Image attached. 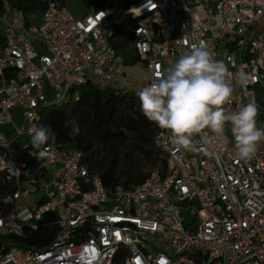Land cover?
<instances>
[{
	"label": "built area",
	"instance_id": "built-area-1",
	"mask_svg": "<svg viewBox=\"0 0 264 264\" xmlns=\"http://www.w3.org/2000/svg\"><path fill=\"white\" fill-rule=\"evenodd\" d=\"M42 1L27 22L0 0V239L18 242H0V264H115L119 255L122 264H264V141L242 160L226 128L227 141L208 156L177 151L159 128L164 166L133 186H106L83 151L47 144L40 158L29 135L56 102L50 90L61 102L88 83L137 95L201 44L231 73L248 74L225 107L237 110L250 93L264 128V0H84L92 7L80 14ZM121 34L147 71L138 89L120 81L127 63L113 42ZM47 213L57 218L52 240L23 246Z\"/></svg>",
	"mask_w": 264,
	"mask_h": 264
},
{
	"label": "clouds",
	"instance_id": "clouds-1",
	"mask_svg": "<svg viewBox=\"0 0 264 264\" xmlns=\"http://www.w3.org/2000/svg\"><path fill=\"white\" fill-rule=\"evenodd\" d=\"M157 79L137 92L143 115L159 128L170 133L177 150L218 155L221 144L227 141L226 128H230L237 155L249 160L264 141V128L257 125L260 106L249 93L250 99L235 111L226 109L233 94V80L247 88L248 74L240 70L235 74L227 65L215 58L206 45L191 48L161 72ZM69 136L80 131L76 120L65 122ZM31 145L43 158L44 146L55 143L57 133L48 126L29 129Z\"/></svg>",
	"mask_w": 264,
	"mask_h": 264
},
{
	"label": "trees",
	"instance_id": "trees-1",
	"mask_svg": "<svg viewBox=\"0 0 264 264\" xmlns=\"http://www.w3.org/2000/svg\"><path fill=\"white\" fill-rule=\"evenodd\" d=\"M10 2L13 7L24 12L27 22L31 21V14L41 12L46 7L42 0ZM124 21L122 33L127 34L131 19L126 18ZM127 41L129 39L121 34V38L113 44L125 56L127 65H134L137 57L125 48ZM2 42L0 38V45ZM76 90L78 99L66 102H61L62 96L54 91L48 92V98L53 97L56 102L42 109L38 124V127H51L57 133L55 143L50 141L48 144H64L83 151L90 171L99 175L106 186H133L141 183L147 178L140 171L141 161L159 158L161 168L164 166V156L154 145L159 126L143 115L139 98L132 90L102 88L89 83L76 87ZM73 119L79 124L80 131L75 136H69L70 127L64 125ZM123 159L129 165L123 166ZM56 219L53 213L45 214L36 230L20 238L23 246L33 249L46 247L58 231ZM121 259L119 255L115 264H122Z\"/></svg>",
	"mask_w": 264,
	"mask_h": 264
},
{
	"label": "rangeland",
	"instance_id": "rangeland-1",
	"mask_svg": "<svg viewBox=\"0 0 264 264\" xmlns=\"http://www.w3.org/2000/svg\"><path fill=\"white\" fill-rule=\"evenodd\" d=\"M62 2V0H58ZM64 4H66L71 10H73L76 14H80L86 11H89L91 9V4L88 2H85L84 0H63ZM94 1V0H91ZM3 26L0 22V27ZM125 74H122L120 76V81H125L126 86L132 87L134 89H138L141 85L145 83V78H147V71L142 69V66L140 64H134V65H127L123 67L122 69ZM239 85L235 84L233 85V91L236 92L239 89ZM136 107L139 106L138 101L135 102ZM3 129V128H1ZM122 165H129L128 161L123 159L121 161ZM140 171L144 174L151 175L154 171L161 169V162L159 158H155L153 160H144L140 162ZM38 197V194H37ZM168 248L167 246H165Z\"/></svg>",
	"mask_w": 264,
	"mask_h": 264
},
{
	"label": "water",
	"instance_id": "water-1",
	"mask_svg": "<svg viewBox=\"0 0 264 264\" xmlns=\"http://www.w3.org/2000/svg\"><path fill=\"white\" fill-rule=\"evenodd\" d=\"M0 242H10V243H18L17 241L11 240V239H0Z\"/></svg>",
	"mask_w": 264,
	"mask_h": 264
}]
</instances>
